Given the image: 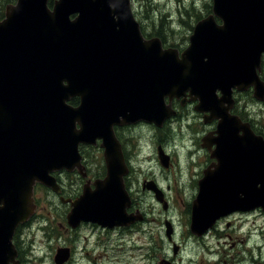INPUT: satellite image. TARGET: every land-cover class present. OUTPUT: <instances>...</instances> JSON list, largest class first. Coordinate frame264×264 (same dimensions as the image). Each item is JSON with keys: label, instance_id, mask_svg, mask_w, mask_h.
<instances>
[{"label": "water", "instance_id": "1", "mask_svg": "<svg viewBox=\"0 0 264 264\" xmlns=\"http://www.w3.org/2000/svg\"><path fill=\"white\" fill-rule=\"evenodd\" d=\"M47 2L18 0L0 22V264H17L13 235L34 212L35 182L59 192L51 172L80 169L81 143L102 141L107 174L72 202V224L134 221L114 126L138 120L162 125L176 113L174 97L188 95L197 109L219 118L213 154L222 170H262L258 199L235 205L264 209V142H251L250 125L229 111L234 88L253 87L264 100V0H213L212 12L196 23L181 53L164 48L158 37H143L130 0H55L53 10ZM74 97L79 104L70 103ZM238 130L249 131L244 142L229 143ZM210 182L206 174L193 203L197 234L231 209V200L223 199L224 180ZM66 253L59 249L56 264Z\"/></svg>", "mask_w": 264, "mask_h": 264}, {"label": "flooded vegetation", "instance_id": "2", "mask_svg": "<svg viewBox=\"0 0 264 264\" xmlns=\"http://www.w3.org/2000/svg\"><path fill=\"white\" fill-rule=\"evenodd\" d=\"M17 1L18 0H0V22L6 18L9 6L17 4ZM54 2L55 0H48L47 5L50 10H53ZM130 5L132 7V3ZM132 12L135 15L133 7ZM76 15V13L71 14V19H73ZM136 19L145 38L157 37L149 35L145 24L139 18L136 17ZM159 39L162 41L164 48L171 47L168 46L166 42L161 38ZM175 48H178L180 53L185 49L182 48L181 45ZM259 76L264 81V55L261 62V68L259 70ZM218 93L221 95L220 91ZM244 93L252 95V99L254 101L250 102L249 104H254L255 107H249V104L247 105L246 103H242L245 100ZM232 95L234 101L229 110L230 114L234 115L237 121L240 120L242 123H248L250 125V128L252 129V132L254 133V137L250 139L251 142H253L254 140L260 141V144L262 145V142H264V119L257 120V117H262L261 113H264V100L257 99L254 96L253 87H249L248 89L243 90L234 88ZM166 101L169 102L168 98L166 99ZM79 102V97H74L70 101L72 105H77L79 104ZM197 104L198 101L190 99L188 95L186 97L181 96L180 98L174 97L171 101V106L176 111V113L166 118L162 125H158L155 122L138 120L133 123L114 126L115 134L121 142L125 162L128 168V171L124 175L125 190L127 191L130 198L129 205L127 206V212L129 213V215H133L135 217V220L129 224L115 225L110 227L102 226L97 222L84 220H80L77 224L73 225L70 221L69 215L74 207L72 202L83 195L85 191L95 190V181L103 179L107 174L106 162L104 174H97L98 176H95V174H93L94 168L89 162L88 153L83 150L84 144L80 146V151L84 159L82 160V165H80L81 168L79 169L75 167L72 170L64 169L61 172H57L55 174L57 177V181L61 187V192L56 193L49 187H46L44 185L37 186L36 184L34 191L36 203L35 212L27 222L21 223L16 227L14 234V243L17 250V264H23V250L21 247L20 238L21 229L30 226L33 221H37L36 219L38 216H41L43 214V212H40L41 200L37 196V191L39 189L51 192L54 196L58 197L66 207L64 215L65 241L63 245L60 246L56 239H54L53 242L51 241L52 238H49L48 240V245H54L56 243L57 246V250L54 255L55 264L57 253L61 248H64L67 252L66 260L62 264H99L100 261L98 260H102L104 262H107L108 264H119L121 263L119 260L122 259V254L125 253V250H129L133 253L143 251V253H139L141 255L140 258L141 260L147 261L148 258H151V252H155L156 248L150 246L149 250H147L148 247H146V245L142 243L140 236L137 238L134 237V232H145V225H148L150 223L149 215L139 206L138 198L136 196L145 192L150 193L156 199V201L163 206L164 210H169L174 204L173 202H171V199L168 195L169 191L163 188L158 179V174L159 176H162V173L167 172V178L170 174L174 179V185L177 188L183 186V191H185L191 199L190 204L185 211L187 213L189 224L188 231L190 235V242L193 243L200 239L204 241L209 235L213 236L215 234L218 235V238L224 237L225 244H228V240L230 239L231 247L236 244L235 240L238 238H241L240 242L238 243L239 247H241V243L249 242L252 235L257 233V229L261 224L260 222L262 219V215L264 214V209L262 208V206L240 209L237 207V205H235V203L236 201L246 199H258V197L260 196L259 192L261 193L263 189V178L261 177V175L263 176L262 170H247L243 167H239L233 170L226 169V171L221 169L218 158L214 156L215 154H213V150L217 148L218 133L216 132V129L218 126L219 118L211 117V113L209 111H202L197 109ZM225 105H228V103H225ZM190 107L194 111V116L203 119L205 125L204 128L197 131L195 135H191L192 133L189 134L191 135L189 137V140L191 139L192 144L187 146L182 143L181 148H184L185 150L182 153V151L178 150V147L174 145L172 137L170 135H167L166 129L172 121L185 116V110L189 109ZM135 127L147 128V134H151L149 138L147 137V140H149L150 143V146L147 149L149 150L150 148L154 151H152V153L144 155V158H146L148 162H143L142 164L148 165L145 167L147 176L140 179L139 182L135 181L136 179L138 180V178L136 177H138L139 174V171H137L136 167L137 163H141L142 161L133 160L132 155L128 154V147L130 148V146L128 145L129 140L124 138V134L121 131L122 129H135ZM180 132H182V128H180ZM247 132L249 133L248 130L236 131L235 134L237 138H233L228 142L231 143L232 141V144H236L240 141L244 142L241 137ZM151 143L156 145L157 158L155 154V147ZM185 143H190V141L186 140ZM100 144L101 140H98L96 144L88 145H91L94 149H101L102 146H100ZM137 146L139 149H141L140 143H138ZM134 154H137V147L136 149H134ZM237 155L238 154H234L232 156L228 154L227 156L228 158L232 156L235 159L241 157L240 155ZM153 157L156 162L152 161ZM158 164L159 166H161V171L160 169H158ZM156 169H158L157 172ZM206 174L208 177V181H211L210 183L224 180L223 183L224 185L226 184V189L224 194L225 198L223 199L226 201L231 200L229 201V207H231V209H228L226 214L217 218L216 221L212 225L208 226L202 234H197L191 228L192 208L193 203L195 201L197 202L198 200V196L202 190L201 181L205 178ZM62 175H66L63 181ZM74 177L77 178L76 181L73 179ZM69 178H72L73 183L75 182L77 184V188L72 187L69 189L70 192L74 193H68L66 179ZM170 186H172L171 183H169L168 189ZM55 206L56 207H53V209L55 211H59L60 207L56 204ZM57 216L58 214L54 212L53 216L48 217L47 225H41L38 230H43L44 227L49 226L52 222V218H56ZM250 220L252 221V225L250 227L248 226V230L243 231L246 223ZM175 223L176 222L174 221L173 217L166 216L164 218V237L162 238V240H166L173 245V252L175 255H177V257H180L181 261L183 260V256L181 254L183 249L181 245L177 243V230L175 227ZM223 223L225 224L224 230L222 229L224 226ZM115 229H119L117 233L114 232ZM222 230L224 231V233H222ZM240 232L244 233L240 236ZM111 243L114 244L115 247L113 254L111 253V251H107L110 249L109 244ZM102 245H104V247H102ZM221 246L223 247L222 249H225L226 247L223 243L221 244ZM206 247L208 249L207 254L210 255L214 252L210 251L212 247H209V245L206 244ZM180 248L182 250H180ZM184 249L188 248L184 246ZM46 255L47 254L45 253V256ZM223 256L228 255L227 253H225ZM159 258V264H179V261L176 260V258H174L167 251H164V253L160 255ZM207 262L208 264H214L213 262H209V260H207ZM251 263H264V258L259 256L258 258H255V260L251 261ZM187 264H194V259L192 261V259L190 258Z\"/></svg>", "mask_w": 264, "mask_h": 264}, {"label": "rangeland", "instance_id": "3", "mask_svg": "<svg viewBox=\"0 0 264 264\" xmlns=\"http://www.w3.org/2000/svg\"><path fill=\"white\" fill-rule=\"evenodd\" d=\"M132 7L135 13V16L139 18L146 26V29L151 36H157L166 42L168 46L178 47L181 45L182 48H185L189 44L190 35L192 34L193 28L196 22L199 19V16H207L212 11L213 0H131ZM208 3V4H207ZM211 5L209 7L208 5ZM5 6V3H4ZM165 13H169L166 20ZM164 16V18H162ZM244 102L247 105L250 102H253L252 95L244 93ZM249 107H255L254 104H249ZM186 115L175 119L168 125L166 129L167 135H170L174 141V145L178 147V150H181L182 153L185 151L184 148H181V144L189 146L192 144L189 137L195 135L197 131L204 128L203 119L195 117L193 109L190 107L185 110ZM262 117H257V120L264 119V113H261ZM182 128V132H180ZM124 138L129 140L128 145V154L132 155L133 160H140L141 163H137L138 181L146 177V166L142 164L143 162H148L144 155L152 153L153 150L149 148V140H147L151 134H147L148 130L146 127H135V129H122ZM192 133V134H191ZM191 134V135H189ZM148 137V138H147ZM193 138V137H192ZM188 140L190 143H185ZM138 143L141 145V149L138 148ZM155 147V154L157 158V148L156 145L151 143ZM137 147V154H134V149ZM103 147L101 149H94L91 145L84 144L83 150L88 153L89 162L94 168L93 174L105 173V159L103 153ZM154 152V151H153ZM152 161L156 162L154 157ZM158 162V159H157ZM158 169L161 171V166L158 164ZM156 169V172L157 170ZM66 175H62V181ZM167 173H162V176H159L158 179L164 189L169 191L168 195L173 202V206L169 210H164L163 206L156 201V199L150 193H141L136 196L138 198L139 206L142 210H145L150 218V223L145 225L146 231L141 233L139 231L134 232V237L137 238L140 236L143 244L148 247L150 246L156 248L155 252H151V258H148L147 261L141 260V255L143 251H138V253L130 252L125 250L123 257L119 260V264H159V256L167 251L171 254L176 260L179 261V264H187L189 259L192 261L194 259V264H208L213 262L214 264H250L251 261L255 260L259 256L264 258V214L262 215L261 224L257 229V233L253 234L249 242L241 243L239 247L238 243L241 238L236 239V244L231 247L230 239L228 244H225V238L219 237L218 235H209L204 241L197 240L196 242H190V235L188 231V219L187 213L185 212L190 204V197L183 191V186L176 187L174 185L173 177ZM75 181L76 177L73 178ZM68 193L69 189L72 187L77 188V184L72 178L66 179ZM171 183L172 186L168 185ZM44 193V196H43ZM40 200H41V209L40 212H43L41 216L37 217V221H33L30 226L24 227L21 229L20 238H21V247L23 250V264H55L54 255L56 253V243L54 245H48L49 238H52L58 241V244L61 246L65 241L64 236V224H65V210L66 207L59 200L58 197L54 196L51 192L47 190H40ZM58 205L60 208L59 211H55L53 207ZM58 214L56 218H52V222L49 226L44 227L42 230H38L41 225H47L48 217L53 216L54 212ZM166 216L173 217L175 227L177 230V243L181 245L183 251L182 256L183 260L180 261V257L174 254L173 245L166 240H162L164 237V225L163 220ZM223 230L225 224L223 223ZM252 225V221L246 223L243 231L248 230V226ZM119 230V229H118ZM115 229V233L118 232ZM222 230V233L224 231ZM244 232H240V236ZM111 235V231H110ZM224 244L226 247H223L221 244ZM212 247L210 251H214L212 254H207V247ZM110 249L113 254L115 247L114 244H109ZM184 246L188 249H184ZM54 247V249H53ZM104 247V245H102ZM104 249V248H103ZM180 248V250H182ZM227 250V251H225ZM99 251V250H98ZM121 252V251H120ZM45 253L47 254L45 256ZM227 253L228 256H223ZM224 258V259H223ZM128 259V260H127ZM222 259V260H221ZM226 259V260H225ZM99 264H108L102 260ZM227 261V262H226ZM234 262V263H233ZM252 264V263H251Z\"/></svg>", "mask_w": 264, "mask_h": 264}, {"label": "trees", "instance_id": "4", "mask_svg": "<svg viewBox=\"0 0 264 264\" xmlns=\"http://www.w3.org/2000/svg\"><path fill=\"white\" fill-rule=\"evenodd\" d=\"M207 4H208V3H207ZM208 6L211 7L210 4H209ZM210 12H211V10H210ZM168 14H169V13H165V18H166V20H168V19H167ZM162 18H164V16H163ZM165 18H164V20H165ZM201 18H202V16H199V19H201ZM199 19H198V20H199ZM168 21H169V20H168Z\"/></svg>", "mask_w": 264, "mask_h": 264}]
</instances>
